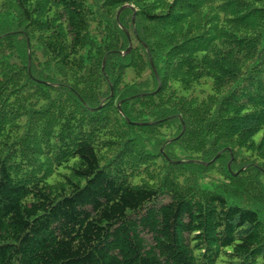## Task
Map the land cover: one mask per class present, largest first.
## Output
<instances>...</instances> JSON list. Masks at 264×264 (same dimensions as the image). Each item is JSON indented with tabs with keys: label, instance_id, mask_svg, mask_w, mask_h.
Instances as JSON below:
<instances>
[{
	"label": "trees",
	"instance_id": "obj_1",
	"mask_svg": "<svg viewBox=\"0 0 264 264\" xmlns=\"http://www.w3.org/2000/svg\"><path fill=\"white\" fill-rule=\"evenodd\" d=\"M0 264H264V0H0Z\"/></svg>",
	"mask_w": 264,
	"mask_h": 264
},
{
	"label": "rangeland",
	"instance_id": "obj_2",
	"mask_svg": "<svg viewBox=\"0 0 264 264\" xmlns=\"http://www.w3.org/2000/svg\"><path fill=\"white\" fill-rule=\"evenodd\" d=\"M203 90L204 92H201ZM211 91V82H207L204 86L197 87V90L195 91L198 96H202L203 94H206L207 92ZM187 93H190V91H186ZM260 136V135H259ZM258 136V138H259Z\"/></svg>",
	"mask_w": 264,
	"mask_h": 264
},
{
	"label": "water",
	"instance_id": "obj_3",
	"mask_svg": "<svg viewBox=\"0 0 264 264\" xmlns=\"http://www.w3.org/2000/svg\"><path fill=\"white\" fill-rule=\"evenodd\" d=\"M134 17H135V14H134ZM125 31L127 33V36L129 37V40H130V35H129L128 31L127 30H125ZM131 48H132V44L130 43L129 48L124 53H128L131 50Z\"/></svg>",
	"mask_w": 264,
	"mask_h": 264
}]
</instances>
